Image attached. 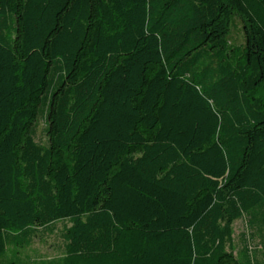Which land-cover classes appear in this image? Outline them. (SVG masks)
Segmentation results:
<instances>
[{"label":"trees","instance_id":"trees-1","mask_svg":"<svg viewBox=\"0 0 264 264\" xmlns=\"http://www.w3.org/2000/svg\"><path fill=\"white\" fill-rule=\"evenodd\" d=\"M58 223L44 264H264V0H0V264Z\"/></svg>","mask_w":264,"mask_h":264},{"label":"rangeland","instance_id":"rangeland-1","mask_svg":"<svg viewBox=\"0 0 264 264\" xmlns=\"http://www.w3.org/2000/svg\"><path fill=\"white\" fill-rule=\"evenodd\" d=\"M232 42L236 45L243 43V35L241 32V23L237 20L236 26L232 31ZM44 122L39 123L37 140L45 142ZM63 223H58L53 234H48L43 230L40 231V236L35 239L33 245L29 249L25 248H10L2 257L5 264H44L42 261L57 258L63 255L64 241L62 238ZM245 231L244 221L238 222L235 225V242L240 245V235Z\"/></svg>","mask_w":264,"mask_h":264}]
</instances>
